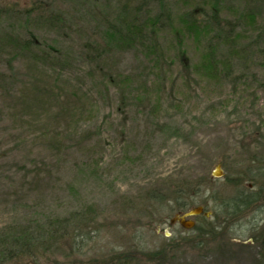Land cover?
Returning a JSON list of instances; mask_svg holds the SVG:
<instances>
[{
    "label": "rangeland",
    "instance_id": "obj_1",
    "mask_svg": "<svg viewBox=\"0 0 264 264\" xmlns=\"http://www.w3.org/2000/svg\"><path fill=\"white\" fill-rule=\"evenodd\" d=\"M126 1L0 0V232L88 206L98 215L76 245L46 241L0 264H264V197L233 219L223 212L264 182V52L246 36L217 77L191 40L185 71L171 29L157 65L141 45L106 54L104 28ZM167 5L177 27L194 2ZM125 77L134 87L122 105ZM182 182L212 234L171 224L172 201L159 204Z\"/></svg>",
    "mask_w": 264,
    "mask_h": 264
},
{
    "label": "trees",
    "instance_id": "obj_2",
    "mask_svg": "<svg viewBox=\"0 0 264 264\" xmlns=\"http://www.w3.org/2000/svg\"><path fill=\"white\" fill-rule=\"evenodd\" d=\"M168 1L127 0L122 4L120 14L115 20L107 21V26L104 28L102 38L107 48L106 54L113 50H134L141 45L145 49L144 54L149 62L157 65L165 58L164 53L159 54L160 34L165 29H171L176 40L174 53L185 71L190 72L192 67L186 49V41L191 40L195 46L204 43L202 66L211 76L214 74L217 77L220 67L224 75H228L233 68L230 60L225 61L224 57L227 54H224V51L229 52V55L239 52L238 44L246 36H250L260 52H264V0H191L192 3L194 2L193 8L180 14L177 27H174L167 5ZM48 21L54 25L61 23L62 19L60 16L51 14ZM122 81L123 83L117 87L121 103L124 105L132 98L134 85L128 77ZM138 84L145 87V83L141 81ZM261 178L264 179V175ZM251 180L254 181L252 178ZM243 181L249 180L244 178ZM229 183L238 185L241 182L233 179ZM168 191L171 199H168L169 196L160 197L157 194L158 202L162 204L166 199L171 200L174 205L173 212L176 215L187 212L191 207L199 206L195 205L194 193L186 182L175 186L169 184ZM248 191V195L236 194L227 204L224 202L223 205L226 208L223 212L226 216H231V219L238 217L253 204L261 201L264 197V182L257 191ZM97 217L96 209L88 206L86 209L73 211L64 217L48 218L44 223L37 221L33 227H23L18 230L5 229L0 232V262L4 263L29 255L34 249L42 247L46 241L60 244L67 240V243L76 245L78 237L89 234L86 230L95 224ZM206 221L205 216L200 217V223L196 222L193 229L200 238L204 232L208 234L215 232L214 225L209 229L201 225V222ZM250 247V245L242 244V248Z\"/></svg>",
    "mask_w": 264,
    "mask_h": 264
},
{
    "label": "water",
    "instance_id": "obj_3",
    "mask_svg": "<svg viewBox=\"0 0 264 264\" xmlns=\"http://www.w3.org/2000/svg\"><path fill=\"white\" fill-rule=\"evenodd\" d=\"M203 214L206 217H208L210 215L209 213L204 212V207L203 206H197V207L191 209L190 211H188L187 213H185L183 215H176L175 217H173L171 219V224L178 223L184 229L191 230L196 225V222H195L194 219H192V217L200 216V215H203Z\"/></svg>",
    "mask_w": 264,
    "mask_h": 264
}]
</instances>
